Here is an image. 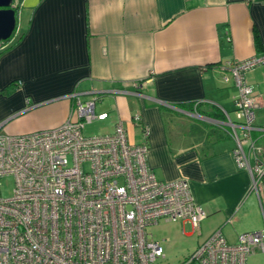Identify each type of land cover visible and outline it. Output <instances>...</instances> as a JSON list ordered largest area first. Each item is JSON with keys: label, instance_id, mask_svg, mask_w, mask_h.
I'll list each match as a JSON object with an SVG mask.
<instances>
[{"label": "crops", "instance_id": "1", "mask_svg": "<svg viewBox=\"0 0 264 264\" xmlns=\"http://www.w3.org/2000/svg\"><path fill=\"white\" fill-rule=\"evenodd\" d=\"M18 4L22 38L0 55L2 132L61 125L72 107L69 94L97 91L96 111L108 113L98 121L111 130L96 135L113 134L122 122L129 141L142 144L140 125L148 126V163L157 177L189 182L207 214L197 228L182 222L183 235L197 236L196 248L219 228L234 244L241 233L264 227V202L251 189L252 172L238 167L234 141L216 124L220 119L208 116L225 110L234 118L238 87L226 64L264 53V0ZM246 78L259 102L256 123L264 126V65ZM12 84L16 88L7 93ZM197 102L200 112L190 110ZM259 144L264 162V136ZM246 264H264V252H254Z\"/></svg>", "mask_w": 264, "mask_h": 264}, {"label": "built area", "instance_id": "2", "mask_svg": "<svg viewBox=\"0 0 264 264\" xmlns=\"http://www.w3.org/2000/svg\"><path fill=\"white\" fill-rule=\"evenodd\" d=\"M262 65L264 53L226 64L238 94L234 118L222 110L216 124L234 141L238 167L252 172L251 189L263 203L264 126L256 123L259 102L246 78ZM67 97L72 107L61 125L12 135L0 124V177L15 178L12 195H0V264H160L165 250L148 228L161 220L197 228L205 210L186 179L162 181L152 170L148 126L140 125L142 144L129 141L122 122L113 134L86 135V125L108 116L96 111L98 92ZM133 119L141 123L139 115ZM258 250L264 252V227L241 233L234 244L219 228L181 264H246Z\"/></svg>", "mask_w": 264, "mask_h": 264}, {"label": "rangeland", "instance_id": "3", "mask_svg": "<svg viewBox=\"0 0 264 264\" xmlns=\"http://www.w3.org/2000/svg\"><path fill=\"white\" fill-rule=\"evenodd\" d=\"M18 0L15 1L17 5ZM111 128L105 122L94 121L84 128L86 135H96L110 131ZM15 188V178L12 175L0 177V195L3 198H9ZM182 222H167L161 220L158 224L148 228V232L160 240L166 254V259L160 261V264H181L197 246V236L187 237L182 234ZM190 231V227H185Z\"/></svg>", "mask_w": 264, "mask_h": 264}, {"label": "water", "instance_id": "4", "mask_svg": "<svg viewBox=\"0 0 264 264\" xmlns=\"http://www.w3.org/2000/svg\"><path fill=\"white\" fill-rule=\"evenodd\" d=\"M14 0H0V42L8 40L17 29Z\"/></svg>", "mask_w": 264, "mask_h": 264}, {"label": "trees", "instance_id": "5", "mask_svg": "<svg viewBox=\"0 0 264 264\" xmlns=\"http://www.w3.org/2000/svg\"><path fill=\"white\" fill-rule=\"evenodd\" d=\"M15 1L16 0H14V3H15ZM19 7H20L19 4L15 6L17 20H18ZM21 38H22V34L21 33H18L17 32V29H16L14 31V33L12 34V36L8 40L3 41V43H2L3 48L0 49V55H2L4 52H6L7 50H9L12 47H14L21 40ZM16 86H17V84H12V85H10V87H8V89H5V91L7 93H10V92H12L16 88ZM195 104L196 103H192V104H190L188 106L189 108H191L190 110H192V106H195ZM199 106H200V104L196 106V108L198 109V112H200L199 111ZM179 107H182V108L186 109L187 108V105H181ZM208 116L213 117V118H216V119H220V120H222V119L225 118L224 113H222V111H220V110H216V111H214L212 113H208Z\"/></svg>", "mask_w": 264, "mask_h": 264}]
</instances>
